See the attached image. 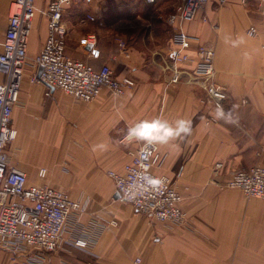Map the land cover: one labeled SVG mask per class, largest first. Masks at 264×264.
Masks as SVG:
<instances>
[{
    "label": "crops",
    "instance_id": "1",
    "mask_svg": "<svg viewBox=\"0 0 264 264\" xmlns=\"http://www.w3.org/2000/svg\"><path fill=\"white\" fill-rule=\"evenodd\" d=\"M14 0H0V49L8 29ZM49 0H37L30 36L27 70L20 99L13 112L17 139L8 146L10 165L28 175L31 183H47L80 202L64 233L65 244L46 254V264H264V199L250 197L227 182L255 162L264 165V16L261 0H210L196 21L185 23L191 38L190 60L175 61L178 30L149 25V34L126 39L116 25H99L95 0L72 4L64 13L67 54L99 69L112 68L118 79L129 78L135 87L124 96L110 91L91 102L79 100L42 83H32L37 72L33 59L48 37ZM141 7L155 8L146 0ZM208 22L203 21V17ZM256 28V36L248 30ZM95 35L98 59L81 41ZM118 39L127 44V55ZM216 51L214 73L196 75L198 49ZM178 77V81L173 79ZM4 77L0 75V83ZM213 82L227 98L221 106L232 110L237 124H213L218 102L206 91ZM162 118L191 123L192 132L167 144H158L165 156L155 171L173 178L183 194L189 226L161 223L137 213L118 197L110 170L122 172L130 161L129 145L120 140L142 120ZM135 149V148H134ZM257 154H260L259 156ZM47 170L45 179L39 172ZM108 177V178H107ZM89 238L88 249L69 245ZM28 253L13 260L0 250V264H26Z\"/></svg>",
    "mask_w": 264,
    "mask_h": 264
},
{
    "label": "built area",
    "instance_id": "2",
    "mask_svg": "<svg viewBox=\"0 0 264 264\" xmlns=\"http://www.w3.org/2000/svg\"><path fill=\"white\" fill-rule=\"evenodd\" d=\"M91 0H49L45 14L49 18L48 37L40 54L33 59L37 72L31 77L32 83H42L51 88L85 102L98 98L103 90L110 91L116 97H122L134 86L129 78L118 79L110 66L99 69L90 63L72 58L67 54V29L64 24L65 10L72 4H82ZM156 4L158 0H146ZM210 0H182L176 13L170 15L168 23L176 27L175 61L182 63L190 60L188 53L192 47L191 38L183 31L185 23L197 20ZM221 5L228 0H218ZM264 16V0H261ZM37 14V0H14L10 6L8 29L0 49V250L13 254L16 263L19 256L28 253L26 264H46L45 256L61 250L65 244L64 233L71 218L82 211L79 201L66 192L47 183L36 184L29 181L28 175L10 165L7 151L17 139V130L13 127L14 108L19 103L22 82L27 70L28 48ZM92 22L102 21L94 16H87ZM204 22H208L206 16ZM249 36H256L257 29L250 28ZM81 43L91 46L89 57L98 59L100 50L96 46L95 35H89ZM119 46L127 55V44L118 39ZM200 59L196 75L209 79L214 73L216 51L212 47L201 46L198 51ZM42 69V70H41ZM41 70V73L39 74ZM178 77L173 80L178 81ZM206 91L211 99L221 106L227 98L225 90L213 82L208 83ZM209 123H218L214 115ZM129 141L127 135L123 139ZM142 142V141H141ZM132 160L120 173L109 171L115 181V187L121 197L137 213L151 216L161 223L187 227L189 219L183 208V196L172 179L155 171L165 162L157 144H147L131 152ZM47 170L39 172V178L45 179ZM148 178L159 183L151 184ZM227 187L240 189L250 197L264 199V165L257 164L232 176ZM69 245L88 249L89 238L70 240ZM137 264L141 263L137 259Z\"/></svg>",
    "mask_w": 264,
    "mask_h": 264
},
{
    "label": "rangeland",
    "instance_id": "3",
    "mask_svg": "<svg viewBox=\"0 0 264 264\" xmlns=\"http://www.w3.org/2000/svg\"><path fill=\"white\" fill-rule=\"evenodd\" d=\"M181 4H182V0H161V2H159V4L153 9V8L141 7V5L136 0H95L94 3L88 7L97 8L100 12V14H98V16H100L99 17L100 21H102L103 23L105 22L112 26L116 25V29L120 30V34L124 35L126 39L130 40L137 38L142 39L143 37H145L147 33L149 34L148 37H150V33L149 31L147 32L146 28L151 24L160 26L159 28H165V27L167 28L168 17L176 13L177 8ZM134 87H135V82H134V86L129 90H132ZM218 123H220V121ZM213 124H217V123H213ZM127 134L128 132L124 134L120 142L122 145L130 146L129 156L131 161L132 160L131 152L138 151L142 147L143 141L125 143L123 142V139ZM257 155L259 156L260 154ZM257 164H261V163L257 161L253 163L252 166H255ZM252 166H250V168ZM107 176L111 180H113L110 177L109 172L107 173ZM171 179L175 184V186L177 187V189L179 190V192L182 194L180 188L174 182L173 178ZM113 182L115 184L114 180ZM187 225L189 226V224Z\"/></svg>",
    "mask_w": 264,
    "mask_h": 264
},
{
    "label": "clouds",
    "instance_id": "4",
    "mask_svg": "<svg viewBox=\"0 0 264 264\" xmlns=\"http://www.w3.org/2000/svg\"><path fill=\"white\" fill-rule=\"evenodd\" d=\"M214 118L223 121L226 124H237L238 117L232 110H225L218 106L215 110ZM192 132L191 123L185 120H178L175 126L162 118L152 120H142L128 130L127 139L129 141H144L147 144H167L169 141L180 137L188 136ZM151 184H157L159 181L148 178Z\"/></svg>",
    "mask_w": 264,
    "mask_h": 264
},
{
    "label": "water",
    "instance_id": "5",
    "mask_svg": "<svg viewBox=\"0 0 264 264\" xmlns=\"http://www.w3.org/2000/svg\"><path fill=\"white\" fill-rule=\"evenodd\" d=\"M42 70V69H41ZM41 70H40V72H39V74L41 73ZM118 197H120V194L118 193Z\"/></svg>",
    "mask_w": 264,
    "mask_h": 264
}]
</instances>
